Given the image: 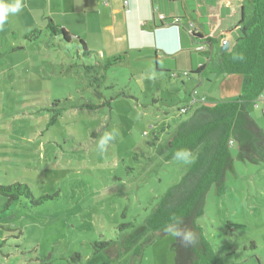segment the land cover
Listing matches in <instances>:
<instances>
[{
    "label": "rangeland",
    "instance_id": "obj_1",
    "mask_svg": "<svg viewBox=\"0 0 264 264\" xmlns=\"http://www.w3.org/2000/svg\"><path fill=\"white\" fill-rule=\"evenodd\" d=\"M63 1L38 0L35 15L24 6L0 31V185L24 184L34 200L21 197L4 209L0 195V264H173L175 238L149 230L145 218L186 166L165 157L184 86L157 74L154 62L137 61L114 64L90 86L84 65L130 42L120 25L124 13L111 28L109 14L94 15L96 3L69 0L67 12L85 22L67 25L73 36L65 43L38 23L43 16L63 24ZM33 28L43 31L40 38L25 40ZM234 76L239 84L210 76L195 90L206 102L235 99L242 75ZM157 98L172 107L164 110ZM247 110L264 131L263 103ZM113 129L118 137L100 153V136ZM229 145L233 167L224 190L209 188L198 221L224 264H264V161L243 160L236 142Z\"/></svg>",
    "mask_w": 264,
    "mask_h": 264
},
{
    "label": "trees",
    "instance_id": "obj_2",
    "mask_svg": "<svg viewBox=\"0 0 264 264\" xmlns=\"http://www.w3.org/2000/svg\"><path fill=\"white\" fill-rule=\"evenodd\" d=\"M166 1L176 3L179 0ZM158 16L159 13L157 18L162 24L173 23L178 18L176 14L169 17L163 14V19ZM232 25L236 28L234 43L226 51L220 50V39L204 37L191 29L192 40L196 43L193 51L205 57L195 69H160L157 66L158 57H154V66L158 71L168 73L170 78H180L181 83V77H190L189 73L194 74L198 80H203L208 74L242 75L241 94L237 98L206 102L203 96V102H196L186 108L191 98L201 97L195 90L197 86L192 85V88L181 92L185 97L181 100L182 104L176 105L178 114L171 116L175 123L173 131L166 137L168 150L165 157H173L179 149H188L196 151L194 162L186 165L180 179L170 184L158 197L155 207L145 218V224L149 230L161 232L172 216H180L183 226L196 232V245L185 246L180 238L174 240L171 246L174 252L173 264H224L198 221L204 214L207 191L211 186H215L217 193L224 190L225 173L233 167V157L229 151L231 141L236 142L241 159L264 161V131L247 110L248 105L257 100L264 105V0H242L238 16ZM44 30L49 32L50 38L56 36L65 43L71 41L70 34L50 18L47 19ZM42 32L33 28L24 34V38L30 42L36 41ZM75 41L83 56L90 55L83 40L75 37ZM203 43L209 48H205ZM199 45L203 48L197 49ZM236 54L242 55L243 59H234ZM126 57L127 52H123L105 60L98 58L95 64L84 65L89 85L102 79L111 66L122 62ZM155 101L165 105L164 110L172 107L165 103L164 98H157ZM155 101L152 103L156 104ZM182 108L186 111L181 112ZM0 195L6 202L4 209H9L14 201L20 204L21 197L29 200L31 205L34 202L30 189L20 183L0 185Z\"/></svg>",
    "mask_w": 264,
    "mask_h": 264
},
{
    "label": "crops",
    "instance_id": "obj_3",
    "mask_svg": "<svg viewBox=\"0 0 264 264\" xmlns=\"http://www.w3.org/2000/svg\"><path fill=\"white\" fill-rule=\"evenodd\" d=\"M36 1L38 0H24V6L31 7L29 15L36 14V11L33 10L34 2ZM73 1L75 6L82 7H90L96 3L94 15L97 18L105 19L106 15L109 14L112 17L111 28H114L120 13H124L120 25H123L124 30L129 32V38L131 39H129V44L125 45L124 51L121 52H127V57L122 62H127L128 64L131 63L129 61L149 63L154 62V57L156 56L158 57L157 66L160 69L168 68L187 71L195 69L203 62V58L193 51L196 43L192 40L191 29L204 37L218 38L221 43L223 40H227L229 41V47L232 46L236 30L232 24L238 16L242 3V0H179L176 3L167 2L166 0H130L129 6L125 8L124 6L121 7L119 0H106L105 2L103 0ZM68 2L69 0H65L60 4L59 16L63 24L55 21L53 17L43 16L40 17L41 23H38L40 25L46 24L47 19L50 18L70 34L67 25L73 24L71 22L84 23L85 19L80 17L79 13L74 12L78 16H73L67 12ZM122 2L124 3L125 0ZM158 13L165 14L167 17L176 14L178 18L173 23L162 24L157 18ZM25 14H28V12L26 11ZM72 36L70 34L71 38ZM115 39H121V37L119 36ZM203 44L205 48H209L206 43ZM183 54L186 55L182 58L184 62L179 68L176 63H178L180 55ZM152 68L157 74H164L163 71H158L154 65H152ZM189 76L184 79L190 81L193 86H201L203 80L209 81L210 76L213 77L214 81L218 79L220 81L219 84L223 80L240 83L239 77L231 75L210 74L204 76L206 78H203V80L196 79V76L194 74L191 75V73H189ZM192 78L193 80H191ZM183 86L187 91L188 87H186V84H183Z\"/></svg>",
    "mask_w": 264,
    "mask_h": 264
},
{
    "label": "clouds",
    "instance_id": "obj_4",
    "mask_svg": "<svg viewBox=\"0 0 264 264\" xmlns=\"http://www.w3.org/2000/svg\"><path fill=\"white\" fill-rule=\"evenodd\" d=\"M23 8L24 0H0V31L4 30L9 18L20 14L23 11ZM233 58L242 60L243 56L236 54ZM118 135L119 132L116 129L105 132L101 135L97 142L99 152H106L111 142L114 141ZM173 159L183 165H188L194 162V156L188 149H179L175 151ZM164 231L167 234L172 235L175 239L180 238L185 246L196 245L198 242L196 232L191 228L184 227L182 217L180 216H172L170 222L165 225Z\"/></svg>",
    "mask_w": 264,
    "mask_h": 264
},
{
    "label": "built area",
    "instance_id": "obj_5",
    "mask_svg": "<svg viewBox=\"0 0 264 264\" xmlns=\"http://www.w3.org/2000/svg\"><path fill=\"white\" fill-rule=\"evenodd\" d=\"M159 19H163V14H159ZM203 48V46H201V45H199V46H197V49H202ZM205 99H204V97L203 96H201V97H193V98H191V100L189 101V102H187V105L185 106L186 108H188L189 106H191V105H193L194 103H196V102H203ZM181 112H184V111H186V109L185 108H182L181 110H180Z\"/></svg>",
    "mask_w": 264,
    "mask_h": 264
},
{
    "label": "water",
    "instance_id": "obj_6",
    "mask_svg": "<svg viewBox=\"0 0 264 264\" xmlns=\"http://www.w3.org/2000/svg\"><path fill=\"white\" fill-rule=\"evenodd\" d=\"M229 49V41L223 40L220 46L221 51H226Z\"/></svg>",
    "mask_w": 264,
    "mask_h": 264
}]
</instances>
